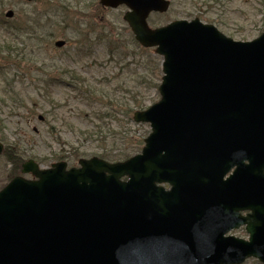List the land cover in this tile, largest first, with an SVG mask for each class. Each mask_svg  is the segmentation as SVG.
Listing matches in <instances>:
<instances>
[{
	"label": "water",
	"instance_id": "1",
	"mask_svg": "<svg viewBox=\"0 0 264 264\" xmlns=\"http://www.w3.org/2000/svg\"><path fill=\"white\" fill-rule=\"evenodd\" d=\"M100 4L125 5L135 40L162 57L160 100L132 116L150 134L124 162L23 164L34 180L0 190V264H264V32L239 42L198 19L151 29L167 0ZM242 225L248 241L225 236Z\"/></svg>",
	"mask_w": 264,
	"mask_h": 264
},
{
	"label": "rangeland",
	"instance_id": "2",
	"mask_svg": "<svg viewBox=\"0 0 264 264\" xmlns=\"http://www.w3.org/2000/svg\"><path fill=\"white\" fill-rule=\"evenodd\" d=\"M170 1L167 12L149 15V27L198 18L234 41H252L264 32V7L259 0ZM5 2L3 12L12 9L15 22L37 10L40 16L47 12L51 25L37 28L32 36L35 40L27 37L25 27L24 36L17 39L8 28L0 27V46L5 43L13 50L10 56L0 52V189L10 180L11 164L6 163L4 152L17 153L22 163L31 160L42 169L58 161L77 167L80 160L94 157L102 148L111 149L109 131L126 132L127 142L150 133L148 124H128L120 114V124L110 118L98 120L95 114L102 107L95 96L83 92L87 98L81 97L64 84L70 81L79 87L74 82L81 79L83 91L101 90L95 93L103 92L117 103H130L129 92H133L144 109L159 101L152 82L157 87L161 82L162 57L154 48L144 49L134 41L122 18L126 7L103 8L99 0ZM46 2L53 5L47 8ZM78 39L84 46L80 56ZM57 40L66 41L65 46L56 48ZM49 77L62 83L46 86ZM104 104L108 106L105 100ZM117 144L115 150L129 146ZM22 176L32 178L30 174ZM229 234L247 239L242 227ZM243 264L261 263L248 259Z\"/></svg>",
	"mask_w": 264,
	"mask_h": 264
},
{
	"label": "trees",
	"instance_id": "3",
	"mask_svg": "<svg viewBox=\"0 0 264 264\" xmlns=\"http://www.w3.org/2000/svg\"><path fill=\"white\" fill-rule=\"evenodd\" d=\"M260 4L262 7H264V0H259ZM3 1L0 0V10L3 8ZM263 13H264V10H263ZM0 14H1V11H0ZM45 16V15H44ZM191 15L187 16V17H190ZM50 20V19H49ZM0 21H1V16H0ZM0 26H1V22H0ZM49 26V25H48ZM48 28L46 26V24L42 25L41 26V29L44 30V28ZM28 29V28H27ZM12 32L14 34H16V36H18V34L21 35L20 31L17 29H11ZM48 31V29H45ZM36 32V27H34V25H31V28L26 30V35L27 37L30 39H33L32 36L34 35V33ZM29 35V36H28ZM11 51L12 50V47L11 46H8L7 44L5 45V43L3 45L0 46V52H4V53H7L8 56L11 55ZM74 78L76 79V77L74 76ZM81 79H77V84L78 82L80 81ZM56 79H54L53 77H49V78H46L44 83L46 86H52L54 84H56ZM152 87L153 88H157V84H155V82H152ZM72 90L77 93L78 95H80L81 97H86V94L83 93L82 91V87H81V84H80V87L79 88H72ZM101 91V90H100ZM100 91H84V92H90L88 95L89 96H95V98L97 99V103L102 107L101 109H98L96 111V114L95 116L97 117L98 120H101V121H104V119H113L116 123L119 122V124L121 123L120 120L118 119V114H120L125 120H126V123L128 124H132V113L134 110H142L144 109V105L140 102L138 96V100L136 99L135 97V93L133 92H129L130 93V103H125V102H122V103H117L115 101V99H111L108 97V95H106L105 93L101 92L99 94L95 93V92H100ZM104 100L107 102L108 106H106L104 104ZM115 102V103H114ZM110 133V137L111 139H113L112 141H110L108 144L109 145H112L111 146V149L110 150H107L106 147L102 148V150L96 154V156L106 160V161H109V162H117V161H123V160H126L128 159L129 157L137 154L140 152L142 146H143V140H144V136H138L134 139H132L131 142H127L125 139L128 137V134L126 132H123V133H114L112 131H109ZM113 136V138H112ZM119 139V140H117ZM117 143H122V145H127L129 144L128 147H122V148H119L118 150L114 149V147L116 145H118ZM106 145V144H105ZM8 154V151L7 153L4 152V156L6 158V161L11 164V169L9 171L8 174L10 179L17 176L20 171H21V165H22V158H20V156L16 153H13V155H7Z\"/></svg>",
	"mask_w": 264,
	"mask_h": 264
},
{
	"label": "flooded vegetation",
	"instance_id": "4",
	"mask_svg": "<svg viewBox=\"0 0 264 264\" xmlns=\"http://www.w3.org/2000/svg\"><path fill=\"white\" fill-rule=\"evenodd\" d=\"M233 171H234V168H232L229 172H228V176L229 175H231L232 173H233ZM165 189H168V185L167 184H165L164 186H163ZM249 214V211L248 210H242V211H240L239 212V215L241 216V217H245V216H247ZM241 228V227H240ZM242 228H243V230H244V232H245V228H244V226H242ZM239 229V228H238ZM237 229V230H238ZM246 233V232H245Z\"/></svg>",
	"mask_w": 264,
	"mask_h": 264
}]
</instances>
